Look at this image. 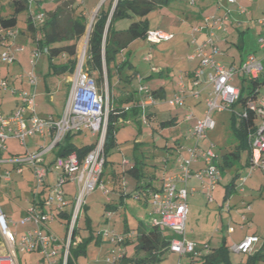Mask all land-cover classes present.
<instances>
[{"label":"rangeland","instance_id":"374dc122","mask_svg":"<svg viewBox=\"0 0 264 264\" xmlns=\"http://www.w3.org/2000/svg\"><path fill=\"white\" fill-rule=\"evenodd\" d=\"M70 2L71 0H26L27 11L15 14L11 0H0V14L4 17L12 15L16 17V26L13 30L17 35L19 34L15 37L14 45L11 48L0 49V54L7 51L14 58L12 64H7L0 58V115L5 116L8 113L9 106L15 98L11 90H19L20 85L25 83L26 76L31 71L28 63L30 52L36 47V42L41 37L40 27L43 22L34 28L35 32L29 34L26 26L27 16L38 11L45 18L48 14L44 9L53 12L56 7L60 6L65 9L60 12L65 18L70 15L74 19L80 15L84 16L86 31L85 35L77 42L75 64L60 74L58 70L50 66L45 53L35 63L34 76L37 79L34 91L35 106L38 117L46 119L51 117L58 120L61 119L65 101L70 93L75 88H78L81 93H85L86 89L90 88L101 97L103 111L101 110L100 115L103 116L105 110H109L112 104L115 107L120 106L123 110L120 112H125L127 115L123 123L118 124L116 145L111 147L106 155L107 163L100 178V186L105 190L98 186L91 191L85 198L77 220V239L78 242L85 244V255L76 257L75 264H108L107 259L111 258L113 253L126 252V260L136 255L132 240L123 236L124 242L122 244H112L110 241L113 235H121L126 227L129 230L138 227L143 231H148L152 226L149 216L151 210L149 201L147 199L145 203L142 199V192L145 189H141L139 200L133 196L136 191L137 178L130 174L129 170L138 167L145 178L151 175L155 176V179H151L152 185L159 184V180L164 173V170H162L164 164H167L168 169H174L177 167L176 157L180 154L187 156L186 151L180 150L179 147L187 148L194 145V141L188 139V134L190 129L194 127L195 121L185 120V116L191 115L190 110L185 105L174 107L172 104L170 105L169 101L175 94L172 91L173 87L177 85L180 73L190 65L185 58L187 45L190 41L191 27L189 23L195 22L205 15L215 14L217 10L216 6L211 7L209 10L204 7V5L210 3L214 4V0L195 1L194 5L181 0L175 1L174 5L176 8L179 7L178 9L183 8L180 10L187 13L184 16H180L172 7H163L152 11L148 15L149 29L166 31L172 35L173 40L162 42L159 45L148 44L144 39L132 42L127 46L124 53L116 56L115 61L122 62L124 60L122 63H127L119 71L117 70V74L111 76V87H109V74L104 58L102 59L104 80L102 86H99L95 81L94 73L86 74L85 71V68L87 70L90 68L86 57L87 33L90 31L92 21L98 8L103 4V0H85L84 3L74 0L72 4ZM238 2L242 3L240 8L246 11L245 15L239 18L240 24H234V26L228 27L225 31L217 34L216 46L219 53L214 57L225 68L231 65L238 66L250 54L260 55L256 42L260 31L257 21L264 17V0H238ZM37 5L42 6V9L37 10ZM255 7H259L261 10L257 13ZM71 8H73V11ZM92 8L95 9L92 10ZM187 11H192V13ZM170 14H175L174 19L171 18ZM129 24L130 21H127V19L121 20L115 23V27L123 30ZM21 47H23V51L15 52V49ZM145 57H149V60H144ZM64 60L65 57L60 56L55 60V65L61 64L60 62ZM155 70L162 71V74L155 72ZM146 74H150V77L156 79L160 76L163 77L160 79V84L164 85L166 96L162 100H156L154 109L158 115L150 112V109H152L150 108L145 114L148 120L139 119L137 121V115L132 116L128 112L133 107L137 110L138 90L142 85V75ZM3 81L6 83L5 87L2 86ZM233 83L239 89L249 85L247 79L243 82L239 76L234 77ZM26 89L29 90L27 87ZM262 92H264V86L261 85L259 93ZM241 111L242 108L239 105H234L229 110L211 113L210 118L215 126L213 130L206 132V139L199 142V146L202 148H208L212 145V151L220 166H223L222 156L237 144L232 130L233 127L239 126ZM102 116L99 128L102 124ZM170 116L177 117L176 123L162 127L161 122L168 120ZM195 117L201 119L203 113H198ZM83 118L86 122L92 121V116ZM255 124H260V121L256 120ZM91 133L90 129H83L78 133L70 134L72 136L69 141L77 147L90 145L94 140ZM25 144L26 146H21L16 140L12 139L6 142L9 151L20 156L24 155L26 151L34 153L39 147L45 146L43 139L38 136L27 137ZM52 160L53 156L49 155L46 157L45 162L49 164ZM142 168L144 169L142 170ZM241 169V167L235 165L229 167V169H223V177L218 181L216 189L206 192L211 198L210 203L205 201L204 196L198 192L195 205L192 207L191 193L189 194V213L186 222L187 238L192 239L191 233H195L194 239L208 241L212 246H219L221 239L225 237L226 247L230 249L233 244L242 241L246 235L255 234L260 240V245L264 243V176L257 169L248 177L241 191L236 187L240 184L238 178H236L232 182L235 184L234 190L226 192V187L230 184L234 174ZM5 171L10 172V182L3 180ZM242 171L243 175L247 174L246 168L245 170L243 168ZM219 172L221 171L219 170ZM112 174L118 175L121 183L124 184L122 186L131 185L126 188L127 195L123 197V201L119 194L112 190V184H114ZM56 183L55 174L50 172L45 180V184L49 185L44 188L45 198L48 195L51 198L56 196V191L53 189ZM15 184H32V178L30 179L27 171H24L23 175L17 176L14 171L9 170L3 163H0V209L6 217L9 231L16 233L18 246L21 239L36 225L33 222L21 224V221L25 219L21 208L27 207L24 201L32 198V187L29 189L30 186L26 187L24 185L21 191H13ZM124 187H122V191ZM70 191L73 193L71 189ZM246 206L250 207L248 212H245ZM50 229L59 239L65 238L66 229L58 222L50 224ZM133 241H135V237ZM10 254H14V252L6 244L0 233V255ZM229 257L232 264H238L244 258L243 255L231 251ZM16 259L18 264H47L41 254L37 252H17ZM68 260L74 264V258L70 255ZM190 261V257H179L178 254L167 252L157 264H189Z\"/></svg>","mask_w":264,"mask_h":264},{"label":"built area","instance_id":"2783aa9c","mask_svg":"<svg viewBox=\"0 0 264 264\" xmlns=\"http://www.w3.org/2000/svg\"><path fill=\"white\" fill-rule=\"evenodd\" d=\"M84 3L85 0H80ZM195 1L188 0L190 5ZM219 6L222 2L233 5L237 0H214ZM244 9L239 8V14H244ZM29 22L33 28L44 21L41 12L30 13ZM228 17L218 14L205 15L200 18L199 23L191 26L189 33L188 52L186 60L189 63L196 62V66L191 71V80L187 85L180 76L176 85V91L171 99L170 105L181 107L185 105V99L191 98L199 100L203 96V118L196 119L195 125L189 131V138L194 141V145L183 148L187 156L180 154L176 157L177 167L174 173L164 176L161 179V186L149 193L150 204V223L152 226L160 227L173 235L168 246V252L178 254L179 257L195 258L202 254H207V245L203 246L202 251L197 248L196 243L185 239V226L187 220L188 206L187 198L190 193H194V188H188V182L195 179L198 184L207 190L212 191L218 181H220L219 168L216 165V156L212 151V145L208 148L199 146L201 140L206 139V132L213 130L215 124L210 118L214 111L229 110L240 98V89L234 86V77L258 79L264 70V19L257 21L260 28L256 42L260 50V55L250 54L242 60L238 66H223L215 60V55L219 53L216 46L217 34L228 28ZM17 33L13 29L4 30L0 26V49H8L14 45ZM172 39V35L158 29L148 30L145 34V41L151 45H159ZM23 47L15 49V52L23 51ZM47 54V49L41 47L36 42V47L31 50L28 63L31 71L27 74L25 83L29 90L12 89L11 93L17 97L18 103L12 112L0 115V163L2 155L7 150L6 142L16 140L19 145L26 146L27 137L38 136L45 142V146L39 147L34 153H26L20 158L11 159L15 165L14 172L21 174L23 167L30 169L32 174L33 196L26 200L27 207L21 208L25 219L21 224L33 222L36 227L27 232L21 239L19 245L16 243V233L10 232L6 217L0 209V233L4 241L13 250L14 254L0 255V264H18L16 253L41 254L47 264H67L69 248L71 244V233L76 220L82 210L85 198L100 186V178L103 172L105 156L103 144L106 130V123L109 110L101 114L102 101L92 89L87 88L85 93L79 92L75 88L67 97L61 119L55 120L51 117L40 118L36 114L35 87L37 79L34 76V68L40 56ZM0 58L7 64L14 62L13 55L7 51L0 54ZM146 61L149 57H145ZM141 79L140 77H138ZM23 81V80H22ZM2 86L6 83L3 81ZM138 90L140 102L137 105L141 111L142 118L148 110L153 108L156 100L151 95L150 89L146 85H141ZM253 112L254 119L251 131L248 133L249 140V160L246 166L247 174L238 177V190H242L243 184L248 177L258 169L264 176V92L256 90L254 100L247 103V108ZM103 111V110H102ZM243 111L240 117L246 116ZM92 116V121L86 122L83 117ZM103 117L101 127L99 123ZM193 115L185 116V120H192ZM256 120L260 124H255ZM83 129H90L93 148L81 158L75 152L65 156L53 155L55 149L62 143L67 134H75ZM97 135V137H95ZM100 136V137H99ZM187 141V140H186ZM52 155L51 163L46 164L47 156ZM193 166H198L193 168ZM50 172L55 174L57 183L53 186L56 196L45 198L43 191L49 185L45 180ZM10 172L5 171L3 180L10 182ZM70 186L73 193L66 191ZM102 190H105L100 186ZM208 201H211L210 196ZM228 208V207H227ZM65 209H70L69 222L65 224L59 220L57 213ZM250 210L245 207V212ZM244 218V216H242ZM58 222L67 228L64 239H59L50 229V224ZM130 238L131 234L113 235L112 244H122L124 237ZM260 245V240L255 235L246 236L238 244H233L229 251L241 254H252ZM123 252L113 253L107 259L108 264H122Z\"/></svg>","mask_w":264,"mask_h":264},{"label":"trees","instance_id":"16d2710c","mask_svg":"<svg viewBox=\"0 0 264 264\" xmlns=\"http://www.w3.org/2000/svg\"><path fill=\"white\" fill-rule=\"evenodd\" d=\"M181 0H105L102 5L98 8L96 15L92 21L91 28L88 34L87 42V62L90 64L88 70L85 68L86 74L95 75V81L99 86L104 83L103 80V69H102V59H105L106 69L108 72V84L111 87V76L117 74L126 63L117 62L116 56L120 53H124L127 46L138 39L145 40L146 31L149 30L148 27V15L157 9L163 7H173L174 3ZM188 1V0H184ZM74 0H71L72 4ZM11 4L14 7V13L18 14L27 11L26 0H11ZM64 5V4H63ZM67 6V4H65ZM73 11V8H71ZM65 10L60 7H56V10L49 12V10L44 11L48 14L44 18L43 25L40 27L41 37L37 40L39 46L47 49V58L49 64L58 73L62 74L63 71L69 69L73 64H75L77 59V42L81 37L85 35L86 31V20L84 16L80 15L78 18H73L72 15L62 16L61 11ZM130 21V24L126 29L120 30L115 27V23L121 20ZM16 17L8 16L4 17L0 14V26L4 30L13 29L16 26ZM26 26L29 34H32L34 28L29 22V16L26 18ZM60 56L65 57V60L60 62L61 64L55 65V60ZM131 67V66H128ZM61 69V70H60ZM127 78V77H126ZM248 80L249 85L247 87L240 88L239 99L234 105H239L242 111H246V116L240 117L239 114V126L233 127V134L236 138L237 144L232 150L227 151L222 156L223 166L217 165L220 171L223 169H229L236 162L242 169L247 168L249 160V140L248 133L251 131L253 124L254 114L247 108V103L250 100L255 99L256 90L259 91V87L264 86V70L258 79L242 78V81ZM127 80V79H126ZM262 82V83H259ZM151 95L155 100L164 99L163 96H159L155 92H151ZM233 105V106H234ZM232 106V107H233ZM129 110V109H128ZM120 106L115 107L114 104L111 105L106 123L103 151L105 156V164L107 163L106 155L111 147L116 145V133L118 126L123 123L127 115ZM131 113V114H130ZM128 114L135 116L137 115V121L143 119L147 121V116L142 118L141 111L137 107L130 108ZM128 115V116H130ZM177 117H169L168 120L161 122L162 127L170 126L176 123ZM119 124V125H118ZM72 135L67 134L63 139L62 143L55 149L54 154L56 156H65L69 153L75 152L79 158L85 155L88 151L93 148V142L90 145L75 146L70 141L69 138ZM178 144V143H177ZM176 148V147H175ZM130 174H133L137 178L138 183L140 182V177H143L140 173L138 167H133L129 170ZM239 172H236L231 180L230 186L231 191L234 190L235 184L233 180L238 178ZM112 182L114 184H121V181L116 174H112ZM152 176H150V179ZM145 189V193L149 198V193L155 191L151 187L150 183L144 186L136 187V191H141ZM44 193V191H43ZM55 216L65 224L69 222L70 209H65ZM78 220V218H77ZM77 220L75 226L71 233V244L69 248V255L74 258V264L76 257L80 255H85L83 242H76L78 234ZM67 231V228H65ZM122 234H128L126 230ZM66 235V234H65ZM135 241L132 240V245L135 249V254L130 259L126 260V255L122 254L121 263L125 264H157L159 263L163 256L168 252V246L173 239V235L167 230L151 226L148 231H137L133 232ZM128 243V242H127ZM207 245V244H206ZM208 247V253L202 254L200 257L195 258L193 255L190 257V264H232L229 257V248L225 244L219 246V248ZM244 258L238 264H264V243L259 245L256 250L249 255H243ZM67 264H72L67 259Z\"/></svg>","mask_w":264,"mask_h":264},{"label":"crops","instance_id":"0c3cea01","mask_svg":"<svg viewBox=\"0 0 264 264\" xmlns=\"http://www.w3.org/2000/svg\"><path fill=\"white\" fill-rule=\"evenodd\" d=\"M80 1V0H79ZM105 0H103V2H104ZM198 1H202V0H198ZM247 1H252V0H247ZM81 2V1H80ZM214 6H216V12L218 13V14H221V15H226L227 17H228V21H229V25H228V27H232V26H234V24L236 25H238V24H240V21H239V18L241 17V16H244L245 15V13H246V11L244 12V14H239V8L240 7H242V3H239L238 2V0L236 1V3L235 4H233V5H229V4H227V3H225V2H222L219 6H217L216 5V3H210V4H208V5H204V7L205 8H207L206 10H209V9H211V7H213L214 8ZM178 7V6H177ZM179 8V7H178ZM178 8H176V6L174 5L173 7H172V9H175L174 11H176V12H178L179 14H180V16L182 15V16H184V15H186L187 13L186 12H183L184 10H180V9H183V8H180V9H178ZM36 9L38 10V9H42V6H39V5H37L36 6ZM95 8H92V10H94ZM255 10H256V12L258 13L259 12V10H261L259 7H255L254 8ZM36 10V11H37ZM187 12H191L192 13V11H187ZM84 14V13H83ZM171 15V14H170ZM174 16H175V14L174 15H171V18L172 19H174ZM170 17V16H169ZM201 18V17H200ZM200 18L199 19H197L195 22H191V23H189V25H190V27L191 26H193L194 24H197V23H199V21H200ZM260 19H264V17H262V18H260ZM259 20V19H258ZM149 30H152V29H149ZM166 32V31H165ZM19 35V34H18ZM17 35V36H18ZM171 40H173V38L171 39ZM171 40H169V41H171ZM166 42H168V41H166ZM186 51L188 52V49H186ZM187 52H186V54H187ZM196 62H194V63H190V65L188 66V68H186L185 70H183L181 73H180V75H179V77L181 76L182 78H183V80H184V82L188 85L189 84V82H190V80H191V71L194 69V67L196 66ZM155 72H158V73H160V74H162V71H160L159 72V70H155ZM178 77V78H179ZM161 78H163L162 76H160L158 79H156L155 77H150V74H146V75H142V80H141V84H142V86L143 85H146V86H148L149 87V89H150V92H155L156 91V94L157 95H159V96H163V98H165V96H166V89H165V87H164V85H162V84H160L161 82H160V79ZM26 87L27 88H29L28 87V85L26 84V83H23L22 85H20V89H25V90H27L26 89ZM175 91H176V87L174 86L173 87V93H175ZM66 95H67V92H66ZM189 100V101H188ZM203 98H199V100H193V99H191V98H187V99H185V106L188 108V110H190V112H191V114L194 116V118L192 119V120H196L197 118L195 117V115L196 114H198V113H202L203 112V110H204V105H203ZM187 101V102H186ZM137 105L139 104V102H140V97L137 95ZM17 103H18V99H17V97H15V98H13V102L10 104V109H8V113L7 114H9L10 112H12L13 110H15V108H16V106H17ZM201 111V112H200ZM150 112H154L156 115H158V113H157V111L154 109V107L152 108V109H150ZM6 114V115H7ZM157 117V116H156ZM177 120V119H176ZM178 144H179V142H177ZM232 150V149H231ZM23 155H18V154H14L13 152H10L9 151V149H8V147H7V150H6V152L2 155V158H1V162L9 169V170H14V168H15V165H13L11 162H10V160L11 159H14V158H21ZM216 165H218L219 166V161L217 160V157H216ZM234 165L235 166H237V167H239V165L236 163V162H234ZM233 165V166H234ZM198 166H193V168H197ZM144 168H142V170H143ZM174 169H176V168H174ZM173 168H171V169H168L167 168V164H164V167H163V169L162 170H164V173H163V175H162V178L164 177V176H168V175H170V174H172V173H174V170ZM243 169H241V170H239V173L240 174H243V171H242ZM245 170V169H244ZM24 171H27V173L29 174V176H30V179L32 178V174H31V171H30V169L28 168V167H26V166H24L23 167V172L21 173V174H17V173H15V175H17V176H19V175H23V173H24ZM142 171L140 170V173H141ZM142 174V173H141ZM143 176V175H142ZM152 176V178L151 179H155V176L154 175H151ZM223 177V170L220 172V180H221V178ZM161 178V179H162ZM151 179H150V176L149 177H147V178H145L144 176L141 178V179H139L140 180V182L138 183V181H137V184H136V187H138V186H144V185H146L147 183H150V185H151V187H153L154 189H158L160 186H161V179L159 180V184H156V185H152V183H151ZM143 180V181H142ZM145 180V181H144ZM146 180H147V182H146ZM231 182V181H230ZM5 185H8V184H5ZM16 186H15V188L14 189H12L13 191L15 190H19V191H21L22 189H23V187H24V185L27 187V186H30L29 187V189L32 187V189H33V184H15ZM122 185H124V184H112V190H113V192H115V193H118L119 194V196H120V198H122V201H123V197H125L127 194H126V188L127 187H130L131 185L130 184H126L125 185V187L124 186H122ZM9 186V185H8ZM216 186H217V184H216ZM216 186H215V188L214 189H216ZM228 186V185H227ZM122 187H124L123 188V191H122ZM66 188V191H68V193L69 194H72V192L70 191V189H71V187L70 186H67V187H65ZM188 188H194L195 189V192L192 194H190L191 196V204L193 205L192 207H194V205H195V200H196V196H197V193L199 192L202 196H204V200L205 201H208V199H207V196H206V192H207V190L205 189V188H203L200 184H198V182H196V180L195 179H191V181H189L188 182ZM31 189V190H32ZM72 190V189H71ZM142 190H143V188H142ZM141 190V191H142ZM141 191H135L134 193H133V196H135V197H137L136 199L137 200H139L138 198H139V194L141 193ZM226 192H231V188H230V186L229 187H226ZM198 193V194H199ZM142 194H143V200L145 201V203H146V201H147V199H148V197H147V195H146V193H145V191L144 192H142ZM28 200V199H27ZM121 201V202H122ZM209 202V201H208ZM24 203L26 204V200L24 201ZM210 203V202H209ZM27 205V204H26ZM187 206H188V198H187ZM188 213H189V206H188ZM188 213H187V217H188ZM186 222H187V220H186ZM128 231V233L129 234H133V232H134V230H136V229H128L127 227L124 229V231L123 232H125V231ZM137 231H143L141 228H138L137 227ZM251 235H255V234H251ZM191 236H193V238L192 239H190V238H187V236H186V226H185V239H187L188 241H192V242H194V243H196V245H197V248L199 249V250H201L202 251V249H203V246L204 245H208L209 247H210V251L212 250V248H219V246H221V245H223V244H225L226 245V239H225V237H223L222 239H221V241H220V243H219V246L217 245V246H212L211 244H210V242H208V241H203V240H198V239H194L195 238V233H191ZM246 236H250V235H246ZM245 236V237H246ZM255 236H257V235H255ZM133 238H134V235H131L130 236V238H128L129 240H133ZM76 242L77 243H79L78 242V239L76 238ZM124 254H126V252H123ZM189 264H190V262H189Z\"/></svg>","mask_w":264,"mask_h":264}]
</instances>
